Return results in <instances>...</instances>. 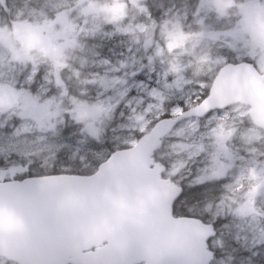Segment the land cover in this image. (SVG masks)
Segmentation results:
<instances>
[{"label":"snow or ice","instance_id":"obj_1","mask_svg":"<svg viewBox=\"0 0 264 264\" xmlns=\"http://www.w3.org/2000/svg\"><path fill=\"white\" fill-rule=\"evenodd\" d=\"M201 8L220 16L239 10L234 27L207 34L232 51L200 57L197 70L205 65L209 70L197 77V90L187 96H169L149 85L148 101H137L141 106L148 103L140 114L132 106L142 95L134 82L144 76L135 70L131 79L117 81L116 88L106 87L100 93L109 97L107 104L84 96L55 104L51 89L45 95L38 91L43 59L56 73L57 92L66 100L69 97L59 75L63 51L56 43L60 37H70L74 43L79 35L68 11L57 8L55 18L43 23L13 18L0 25V47L10 54V64H31L22 76L9 67L12 77L0 80V117L5 118L0 123V264H218L226 251L241 264H264V213L254 207L256 198L264 196V166L259 173L248 170L254 183L247 186L238 208L229 206L226 214L222 198L215 205L205 204L214 211L196 210L208 190L227 179L230 165L219 158L232 159L227 145L237 129L228 126L225 131L222 122L236 112L241 122L251 123L240 134L245 143L257 139L258 129H264V121L254 120L251 111L255 88H264V32L253 27L248 16L249 9H255L264 19V0H201ZM3 10L8 11L6 6ZM81 11L87 15L92 9ZM179 28L175 24L167 34L170 39L179 37L182 44L185 37ZM44 32L48 38L41 36ZM24 34L34 37L38 55L30 54L33 45L15 46ZM203 35L201 31L192 38ZM181 71L179 64H173L165 75ZM44 79L52 84L47 74ZM181 83L177 76L166 87L177 89ZM125 108L131 134L109 142L107 128L115 123L116 113L124 118ZM205 120L210 128L207 135L214 138L215 163L192 172L189 162L205 153V134L199 129ZM73 145L76 153L87 155L70 159ZM164 149L176 158L167 166L158 160ZM225 187L234 190L230 184ZM228 215L242 221L235 225V233ZM190 225L197 231L191 246L183 236ZM225 229L229 237L221 242L218 237ZM149 232L152 239L145 238Z\"/></svg>","mask_w":264,"mask_h":264},{"label":"rangeland","instance_id":"obj_2","mask_svg":"<svg viewBox=\"0 0 264 264\" xmlns=\"http://www.w3.org/2000/svg\"><path fill=\"white\" fill-rule=\"evenodd\" d=\"M146 0H21L20 7H17L22 16L12 17L17 19H34L43 23L45 18L54 19L57 8L60 11H68L69 19L77 26L79 35L75 42L71 38L65 39L60 37L56 43L63 51V67L60 70V78L63 85L69 90V97L66 100L56 90L55 79L56 73L46 60L40 63V83L38 91L41 95L47 94L49 89L56 96L55 104H64L72 99H79L84 96L89 101L96 102L103 100L106 104L109 102L108 96H102L105 88H116L117 81L123 82L131 79V73L135 70L137 73L142 72L144 79L135 81L136 86L142 95L133 101L132 106L137 113H142L148 108V103L137 101H148V92L151 90L148 86L157 88V91L167 93L169 96L180 94L189 95L197 90V77L208 73L209 66L205 65L199 71L197 70V60L209 53L213 56L220 52H231L232 49L222 45L219 41L210 39L208 33L224 32L235 26V20L238 9L229 10L225 15L220 16L214 10L201 8V0H182L176 4L164 2L160 11L149 13L145 6ZM12 7L13 4H11ZM2 8V7H1ZM4 8V6H3ZM82 8H91L87 15L81 11ZM147 9V12L141 11ZM199 14H197V10ZM42 14V15H41ZM250 24L258 30L264 32V19L255 9L248 11ZM201 21L203 27L201 26ZM179 24V31L185 37L183 43H179V37L170 39L168 32H172L173 25ZM60 25H56V31H60ZM80 29H85L80 32ZM166 29V31H165ZM203 31L205 35L198 39H193V34ZM45 37L48 38V33ZM23 40L16 41V47L22 49L24 45H32L28 36L21 37ZM175 39V43H173ZM172 47H169V45ZM31 55H38L35 45L31 48ZM11 56L7 50L0 47V80L10 79L13 75L9 72V67L13 68L16 76H22L25 71L31 70V64L25 66L18 63L10 64ZM173 64H179L183 71L180 73H165ZM47 71V73H46ZM49 74L52 84L49 85L44 77ZM118 74V75H117ZM179 76L182 79L180 88L168 89L167 84L173 82ZM159 81V85H157ZM191 81V83H187ZM93 82V83H89ZM143 85V87H140ZM182 89V91H181ZM113 100L116 93L113 94ZM153 105L152 111H156L157 101L155 97L150 101ZM55 105L53 106L54 109ZM125 116L121 119L119 113L114 116L115 123L107 128V137L109 142L115 141L117 137L123 139L131 133L128 126V109H122ZM247 110V109H246ZM232 117H236L233 119ZM85 118H88L85 116ZM208 119H211L210 117ZM5 122L0 119V123ZM225 131L228 126L237 129L236 133L228 142V148L232 159L221 156L219 162L230 165L227 171V179L212 186L208 190L205 200L197 212L202 214L203 211H214V207L209 210L205 204L218 203L224 199L225 211L231 206L238 208L244 201V194L247 186L254 181L249 179V169H255L257 173L261 166H264V132L258 129V138L251 143H245L240 134L246 132L253 125L247 121L241 122L238 113H231L229 119L223 121ZM123 125V127H122ZM62 127L64 125H61ZM215 123L211 127H215ZM200 132L204 135L202 143L205 145V153L199 159H193L189 162V169L192 172L211 168L215 161L212 153L215 151L214 138L207 135L210 132L207 120L202 121L199 126ZM199 141V137H197ZM187 142L191 143L189 139ZM66 143H71L67 141ZM71 151L74 153L70 159H78L79 155L87 153H76V146L73 145ZM162 158L165 160V166L169 165L172 160L176 159L171 156L168 149L162 151ZM243 158V159H241ZM41 164L44 162L40 159ZM189 170L185 171V175ZM232 185L234 190H229L225 185ZM255 209L257 212L264 213V196H258L255 200ZM215 219V217H213ZM252 221V216L246 218ZM259 219V218H258ZM227 220L233 225L231 232L237 231L235 225L241 223L239 217L227 216ZM229 237V230L225 229L222 237L223 240ZM218 264H241L239 258L234 257L231 253L225 252L224 257Z\"/></svg>","mask_w":264,"mask_h":264},{"label":"water","instance_id":"obj_3","mask_svg":"<svg viewBox=\"0 0 264 264\" xmlns=\"http://www.w3.org/2000/svg\"><path fill=\"white\" fill-rule=\"evenodd\" d=\"M255 102L251 111L253 112V118L257 122L264 121V88L256 87L254 90ZM264 131V129H261ZM7 223V222H5ZM153 233L149 232L145 234L146 239H152ZM184 239L189 246L194 244L197 239V231L194 225L186 226L183 232Z\"/></svg>","mask_w":264,"mask_h":264},{"label":"flooded vegetation","instance_id":"obj_4","mask_svg":"<svg viewBox=\"0 0 264 264\" xmlns=\"http://www.w3.org/2000/svg\"><path fill=\"white\" fill-rule=\"evenodd\" d=\"M20 2H21V0H13V2H11V3L8 0H4V4L0 5V25L10 23L11 20L13 19L12 17L14 16V14H16L17 12H20V10L17 8V7H20ZM10 4H13L14 7L8 8L10 6ZM3 6L7 7V9H8L7 12H5L3 10L4 9ZM8 15H11L12 17L9 18ZM26 35L28 36V38H29L30 42L32 43V45H35L34 37L32 35H30V34H24L22 37H25ZM41 36L46 38L45 37V33H41ZM21 40H23V39L21 38L20 41ZM46 73H47V71H46ZM47 75H49V74H47ZM5 102H10V101H5ZM0 119H4V117H0Z\"/></svg>","mask_w":264,"mask_h":264},{"label":"trees","instance_id":"obj_5","mask_svg":"<svg viewBox=\"0 0 264 264\" xmlns=\"http://www.w3.org/2000/svg\"><path fill=\"white\" fill-rule=\"evenodd\" d=\"M13 2V0H8ZM166 0H146L145 6L148 9L149 13H153L154 11H160L163 8L164 2ZM182 0H167V2H170L172 4H176ZM8 8H12L11 4ZM158 160L162 165H165V160L162 158V152L158 154Z\"/></svg>","mask_w":264,"mask_h":264},{"label":"clouds","instance_id":"obj_6","mask_svg":"<svg viewBox=\"0 0 264 264\" xmlns=\"http://www.w3.org/2000/svg\"><path fill=\"white\" fill-rule=\"evenodd\" d=\"M173 43H175V39H174Z\"/></svg>","mask_w":264,"mask_h":264}]
</instances>
